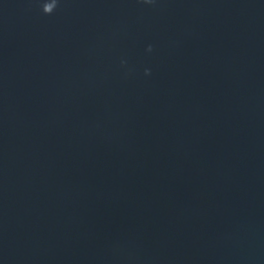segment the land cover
Masks as SVG:
<instances>
[{
    "label": "water",
    "instance_id": "obj_1",
    "mask_svg": "<svg viewBox=\"0 0 264 264\" xmlns=\"http://www.w3.org/2000/svg\"><path fill=\"white\" fill-rule=\"evenodd\" d=\"M45 2L0 0V264H264V0Z\"/></svg>",
    "mask_w": 264,
    "mask_h": 264
},
{
    "label": "clouds",
    "instance_id": "obj_2",
    "mask_svg": "<svg viewBox=\"0 0 264 264\" xmlns=\"http://www.w3.org/2000/svg\"><path fill=\"white\" fill-rule=\"evenodd\" d=\"M145 3H152L153 0H144ZM58 0H46L42 5V11L45 14H52L53 11L57 8ZM148 51H151V46H149ZM145 74H149L148 70L145 71Z\"/></svg>",
    "mask_w": 264,
    "mask_h": 264
}]
</instances>
